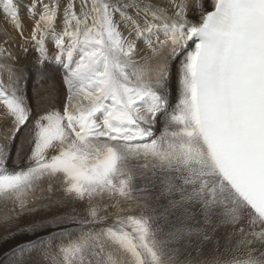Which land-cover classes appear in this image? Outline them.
Masks as SVG:
<instances>
[{
  "label": "snow or ice",
  "instance_id": "obj_1",
  "mask_svg": "<svg viewBox=\"0 0 264 264\" xmlns=\"http://www.w3.org/2000/svg\"><path fill=\"white\" fill-rule=\"evenodd\" d=\"M0 20V264H264V0Z\"/></svg>",
  "mask_w": 264,
  "mask_h": 264
},
{
  "label": "rangeland",
  "instance_id": "obj_2",
  "mask_svg": "<svg viewBox=\"0 0 264 264\" xmlns=\"http://www.w3.org/2000/svg\"><path fill=\"white\" fill-rule=\"evenodd\" d=\"M25 23L26 24H28V23H30L29 21H25ZM4 27H5V25H4V23H3V21L2 20H0V37L3 39V41H4V39H5V36H4V34H3V29H4ZM8 28H9V31L10 32H12V35L13 36H15V32L11 29V26L9 25L8 26ZM16 39L19 41V37L17 36L16 37ZM0 43H3L2 41H0ZM191 47H193V46H191ZM17 50V49H16ZM14 51V50H13ZM19 51V50H18ZM4 79H5V82H6V75L3 77ZM58 80V81H57ZM49 81V80H48ZM47 80H45V84H37L36 83V76H34V74H33V76L30 78V79H28V81H27V91H28V94H30L31 93V91H34V89L35 90H38L39 92H40V94L41 93H44L45 92V90L47 89V91H49V82H48ZM56 82L59 84V76H58V78H56ZM57 84V85H58ZM58 86H60V88L62 87L60 84L58 85ZM47 87V88H46ZM33 89V90H32ZM44 90V91H43ZM48 93V92H47ZM47 93H46V95H47ZM46 95H43V97L44 96H46ZM34 106V105H33ZM35 107V106H34ZM0 128H2V126H0ZM5 129H6V127H4ZM0 134L2 135H0V137L1 138H3V136H4V134L2 133V132H0ZM158 134V133H157ZM0 142H1V140H0ZM17 142V141H16ZM30 237H27V236H20V237H17V239L16 240H12V241H9L8 243H6V244H3V245H0V254H2L4 251H6L7 249H9V248H11L14 244H16V243H18L19 241H21V240H25V239H29Z\"/></svg>",
  "mask_w": 264,
  "mask_h": 264
},
{
  "label": "bare ground",
  "instance_id": "obj_3",
  "mask_svg": "<svg viewBox=\"0 0 264 264\" xmlns=\"http://www.w3.org/2000/svg\"><path fill=\"white\" fill-rule=\"evenodd\" d=\"M157 2H159V0H157ZM0 41H2V42H4L3 41V39L0 37ZM191 46H194V45H192L191 43H190V45H189V47H191ZM14 51H16L17 52V54H20L19 53V51L18 50H16V49H13ZM22 63H25L23 60H22ZM34 76H35V74H34ZM56 78H58V76H56ZM48 81V80H47ZM58 81V80H57ZM49 82V81H48ZM41 84H45V80L41 83ZM49 84V83H48ZM58 84V83H57ZM59 85V84H58ZM60 87V86H59ZM47 88V87H46ZM33 90V89H32ZM44 91V90H43ZM48 91H47V89L45 90V92L44 93H41L40 94V92H39V94H40V96L41 97H43V95H46V93H47ZM61 92H63V88L61 87ZM30 97H32L33 96V91H31V93L30 94H28ZM33 105L35 106V101H33ZM6 129L2 126V128H0V132H2L4 135L6 134ZM1 135V134H0ZM2 136V135H1ZM0 140H1V142H3V138H1L0 137ZM17 143H19V137L17 138ZM13 154H14V150H13Z\"/></svg>",
  "mask_w": 264,
  "mask_h": 264
}]
</instances>
